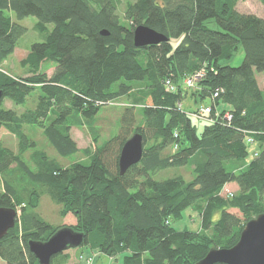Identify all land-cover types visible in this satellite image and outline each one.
<instances>
[{"label":"trees","instance_id":"1","mask_svg":"<svg viewBox=\"0 0 264 264\" xmlns=\"http://www.w3.org/2000/svg\"><path fill=\"white\" fill-rule=\"evenodd\" d=\"M237 2L136 0L121 18L122 0H0V131L12 133L24 151L15 155L0 144V207L20 213L0 240V264H40L29 243L47 242L62 228L37 213L44 196L61 207V216L73 214L76 225L70 228L85 235L81 247L114 264H196L211 249L238 243L246 224L264 214V90L256 77L264 73V18L238 12ZM7 12L19 21L37 18L42 35L54 26L22 61L30 69L26 78L1 68L27 33ZM209 20L221 30L209 29ZM139 26L167 41L136 47ZM172 40L179 41L175 48ZM239 48L242 63L225 65ZM48 62L56 64L51 76ZM191 77H198L193 87L185 82ZM195 88L190 97L197 107L190 114L182 102ZM36 91L34 110L19 114L3 107L6 99L22 106ZM124 97L133 103L124 109L119 134L94 151L80 149L71 137L75 118L93 130L101 108ZM220 105L225 108L219 111ZM137 106L143 107L140 125ZM201 108L211 110L205 119L191 116ZM195 121L203 122L201 131ZM26 127L43 130L59 156L81 153L86 161L60 165L36 149ZM135 134L142 135L143 158L121 175L122 148ZM254 144L259 152L247 163ZM30 150L28 161L24 153ZM183 167L193 168V180L156 179ZM230 184L238 191L222 198ZM189 208L201 216L199 232L172 226ZM70 261L66 251L51 264Z\"/></svg>","mask_w":264,"mask_h":264},{"label":"rangeland","instance_id":"2","mask_svg":"<svg viewBox=\"0 0 264 264\" xmlns=\"http://www.w3.org/2000/svg\"><path fill=\"white\" fill-rule=\"evenodd\" d=\"M134 1L136 0H122L121 6L119 8V15L121 16V18L123 17L127 4ZM236 10L243 14H254L264 18V6L258 0H238L236 4ZM7 15L12 17V19L16 23L25 27L27 29V33L19 42V45L16 48L14 54L11 55L5 63H3L1 68L3 71L14 78H26L30 76V69L29 67H23L21 64L22 61L27 57L33 44L42 43L45 41V37L52 32L54 26L52 24H49L46 35H42L35 28L36 24L38 23L37 18L29 17L19 21L13 12H7ZM206 26L211 30H221L220 26L215 20H209L208 22H206ZM171 43L175 48L179 44V41L172 40ZM243 58V49L239 48L235 56L228 62H225V65L239 66L242 63ZM44 66L45 68L47 67V74L51 76L56 64L48 62ZM195 90L196 88L187 90V99L182 102L183 109L185 111H188L190 114L192 112H195V109L197 107L195 104H193V100H191L192 97H190L191 93H194ZM139 93L143 95L142 92ZM39 95L40 94L38 91L33 92L31 96L28 97L26 103L22 106H16L10 100L6 99L3 103V107L7 110H15L19 114L25 112L26 110H34L39 101ZM132 100L134 101V99ZM132 103L133 102L130 98L124 97L104 105L101 108L100 112L96 115V120L94 121V123H92L93 130L90 129V124L88 123H85L83 125L77 124L79 120L75 118V122H77L71 129L72 139L76 142L77 146L80 149H92L94 151L97 146L102 145L105 141H108L112 137H115L119 134L120 118L124 112V109L131 106ZM208 103L210 102L207 101L205 104ZM222 108H225V106L220 105L219 111L222 110ZM136 109L137 120L138 124L140 125L143 123V107L137 106ZM207 116L208 115H205L203 116V118H206ZM194 123L197 124L199 131H201L203 128V122L195 121ZM24 132L31 141L36 143V149L46 153L49 158L56 160L62 166L68 167L74 162L86 161V157L81 153L75 158H63L59 156L57 151L53 147H51V145L46 140L45 136L43 135V130L38 127H26ZM0 144L4 149L14 153L15 155H19L24 152L21 150L17 138L5 129H1L0 131ZM258 152L259 150L257 148V144L251 145L249 148L247 163L252 162L255 158V154ZM24 157L28 161H30L32 158V151L30 150L25 152ZM177 176H182L186 181H191L194 179L193 168L183 167L168 169L162 172L160 176H156V179L164 180ZM0 190H2V184H0ZM237 191V186L229 185L220 194V196L226 199L235 194ZM17 210L19 211V208H17ZM231 212L237 217L242 218V215L238 210L233 209L231 210ZM37 213H39L45 221L57 228L72 227L76 225V219L74 218L73 214L69 213L65 217L61 216V207L53 203L48 196H44L41 199L40 206L37 209ZM172 226L177 231L199 232L202 229V219L197 210L189 208L182 214V217L180 219L172 221ZM207 234H210V232ZM67 252L71 255V261L69 264H87V262H85L86 260H83L82 262V260L79 259V255H87L93 257L94 263L92 264H114L116 262V260H112L105 256H102L100 252H90L89 250H85L84 247H79L78 249H70ZM118 260H122V257H119Z\"/></svg>","mask_w":264,"mask_h":264},{"label":"water","instance_id":"3","mask_svg":"<svg viewBox=\"0 0 264 264\" xmlns=\"http://www.w3.org/2000/svg\"><path fill=\"white\" fill-rule=\"evenodd\" d=\"M103 35H108L103 32ZM167 38L156 31L139 26L134 31L136 47L159 45ZM3 93L0 91V100ZM144 153L141 134H135L123 146L120 158V174L125 175L133 166L138 165ZM17 210L0 207V240L16 226ZM85 235L70 227L58 230L47 242H30V252L40 264H51L53 257L70 249L81 247ZM196 264H264V214L250 220L243 229L238 243L229 249L213 248L207 256Z\"/></svg>","mask_w":264,"mask_h":264},{"label":"built area","instance_id":"4","mask_svg":"<svg viewBox=\"0 0 264 264\" xmlns=\"http://www.w3.org/2000/svg\"><path fill=\"white\" fill-rule=\"evenodd\" d=\"M196 79H198V77H195V78L194 77H191V78L186 79L185 82H186L187 86L193 87L195 85ZM172 90H174V89L172 88ZM210 112H211L210 108H201L198 111V113L192 114V116L195 117V118H198V119H203V116L209 115ZM226 120L230 121L231 120V117L230 116H227L226 117ZM248 142L249 143H253V140L250 138V139H248ZM79 259L82 260V262H83V260H86L85 262H87V264L88 263L89 264L94 263V260H93L94 258L93 257H90V256H87V255H82L81 257H79Z\"/></svg>","mask_w":264,"mask_h":264},{"label":"crops","instance_id":"5","mask_svg":"<svg viewBox=\"0 0 264 264\" xmlns=\"http://www.w3.org/2000/svg\"><path fill=\"white\" fill-rule=\"evenodd\" d=\"M256 77H257V81L259 83V86L262 88V90H264V73L258 74ZM230 185L232 186L235 184H230Z\"/></svg>","mask_w":264,"mask_h":264}]
</instances>
